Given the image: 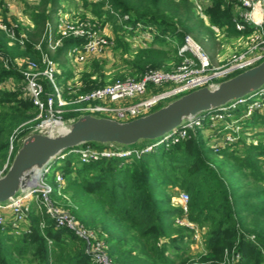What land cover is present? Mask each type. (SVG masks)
Masks as SVG:
<instances>
[{"label":"trees","instance_id":"1","mask_svg":"<svg viewBox=\"0 0 264 264\" xmlns=\"http://www.w3.org/2000/svg\"><path fill=\"white\" fill-rule=\"evenodd\" d=\"M206 1L205 13L210 25L198 15L191 0H104L101 4L85 0V6L91 7L101 19L106 16L105 21L118 23L121 19L125 35L143 30L139 25L156 33L153 44L160 49L142 48L131 63L130 77L140 80L150 70L172 72L182 63L179 55L177 65L170 66L169 53L161 49L170 46L169 43L177 44V54L186 36L192 37L204 50L214 45L216 36L212 26L233 36L253 32L250 28L245 32L236 30L238 16L233 3ZM105 3L110 6L107 11L102 8ZM60 5L61 0H41L32 9L30 15L35 27L27 32L24 50L18 45L9 46L6 34L0 33V54L10 59L22 57L40 62L36 43L44 38L43 49L47 50V23L62 13ZM53 35L57 37L55 27ZM81 43L79 39H65L54 60ZM92 67L83 74L79 81L82 87L77 93H70L66 88L63 96L68 103H74L80 94L106 85L103 75L93 80L99 71V62ZM126 77L121 75L118 79ZM56 79L66 86L72 76L59 74ZM42 83L47 93L53 91L48 80L43 79ZM25 86L17 70L0 65V152L9 150L13 137L10 165L22 145L18 142L30 136L37 123L32 120L38 111ZM62 117L71 122L80 116L67 111ZM202 136L203 130L196 129L182 143L168 149L160 146L139 158L101 159L81 164L78 154L73 152L79 148H73L63 152L64 159L56 161L63 162L61 173L65 187L57 189L69 196L65 207L105 241L112 264H176L177 261L185 264L189 260L185 247L191 244L192 234L175 224L182 210L175 207L171 192L178 190L186 191L191 197L190 220L208 229L205 262L223 263L225 251L238 245L243 264H264V143L244 144L243 148L235 145L221 151L211 147V152H206L202 148ZM85 146L101 150L106 145ZM228 165V170H224ZM159 188L166 190L161 198L156 195ZM20 231L19 235L15 234L13 218L7 216L6 223L0 226V264H95L85 241L71 231L57 229L49 216L38 214L34 207ZM250 235L255 236L256 243L248 240Z\"/></svg>","mask_w":264,"mask_h":264},{"label":"built area","instance_id":"2","mask_svg":"<svg viewBox=\"0 0 264 264\" xmlns=\"http://www.w3.org/2000/svg\"><path fill=\"white\" fill-rule=\"evenodd\" d=\"M191 1L194 3L198 15L202 19L208 20L205 13L208 2L206 0ZM228 2L235 5L238 16L235 21L236 30L245 32L250 28L253 29V32L249 35L248 43L243 52L234 55L227 64L215 67L209 54L202 46L192 37L186 36L184 44L179 49V55L183 61L172 72L150 70L140 80L132 77L116 79L103 87L80 94L74 103L85 105L83 115L127 122L149 115L158 107L164 106V103L165 105L168 104L166 102L172 99L204 87L213 88L220 83L219 80L228 79L257 66L264 61V0H228ZM66 16L59 17L53 25L47 23V50L51 51L63 47L65 39L68 38L82 40L80 45L73 47L70 51L76 64H82L89 58L95 59L104 48L112 45L106 36L97 34L94 29L95 26L89 23L70 22ZM54 27L57 31V37L53 35ZM15 28H17L15 24L8 19L7 21L0 19V31L6 34L13 33L17 41L24 44L27 36L24 34L17 36ZM139 28L142 26L139 25ZM212 30L217 34L224 32L217 26H212ZM44 41V38H41L35 46L41 54L40 62L23 58L11 60L0 54V65L6 69H15L23 76L26 92L30 95L34 105L41 111L45 106L68 104L62 98L63 86L59 85L56 79V76L59 75L57 64L43 49ZM43 79L48 80L53 86V93L47 96L46 101L42 99V94L45 91ZM69 85L70 93H77L82 87L79 81H76L73 86ZM150 86L155 90L149 89ZM137 99L138 101L134 103L130 102ZM242 108H247L244 113H240ZM254 110L264 111V87L253 97L242 98L214 112L203 113L186 119L181 128L143 149H124L117 144H108L101 150H95L91 146H82L73 152L79 155L81 164H90L101 159L131 158L133 156L139 158L142 154L151 153L160 146L168 149L182 143L189 139L190 133L196 129H202L203 135L207 130L212 133L216 132V134L211 135V137H215L211 147L216 151H221L238 142L239 132L248 131L243 127L244 120L252 119ZM58 122L63 123L62 121ZM49 131L51 132L50 129L42 125L36 128L34 133L48 134ZM224 131L230 134L225 135L224 133V138L220 140V133ZM65 156L62 155L60 159H64ZM50 171L51 167L45 168L39 173L35 186L24 189L5 203H0V226L6 223L7 216H11L15 233L19 235L21 233L20 226L27 223L32 207H34L38 214L49 216L55 222L57 229L71 231L79 239L85 241L87 252L95 264H112L107 255L108 246L105 241L99 238L95 231L81 224L68 210L60 208L53 200V188L46 182V176ZM55 179L59 190H63V174L57 173ZM190 200L189 193H179L175 205H179L182 215L176 219L175 224L191 232L193 247H199L205 255L207 253L205 243L207 229L190 220ZM44 228L45 225H42V229ZM248 240L256 243L254 235H250ZM262 251L264 254V250ZM185 264L212 263L203 260H188ZM221 264H243V257L238 245L232 250L225 251L224 261Z\"/></svg>","mask_w":264,"mask_h":264},{"label":"rangeland","instance_id":"3","mask_svg":"<svg viewBox=\"0 0 264 264\" xmlns=\"http://www.w3.org/2000/svg\"><path fill=\"white\" fill-rule=\"evenodd\" d=\"M4 5L0 6V19L3 21H7V19L15 24L17 28H15V34L17 36H21L22 34L27 36V32L31 31L34 29V23L31 20V12L32 9L39 6L41 0H3ZM89 3H95V4H101L104 2V0H87ZM208 4V3H207ZM109 5L108 3H105V5L102 7L103 10H109ZM60 8H62L63 11L62 13L59 14L58 16H55L54 19L61 17L63 15H67L66 17L70 22H76V23H89L92 26H95L94 29L96 30L97 34L106 36V38L109 39L110 42H112L111 46H108L102 50L100 55L96 57L95 59L89 58L86 62L82 64H76L73 56L68 53L64 52L63 54H60L57 60H54L56 56L60 52V48L56 50H46L50 56V58L56 62L57 64V69L59 71L60 75H70L72 76V79H69L66 83V86L62 85V98L63 101L68 102L67 99L64 98V92L66 88L69 86H73V84L76 81H80L83 74L86 72L90 71L93 67L92 65L97 61L99 62V71L96 74L95 77H93V80H98L100 78V75L104 76L105 83L108 84L110 82L115 81L118 79L121 75H126L128 77L131 76V63L135 59L136 54L142 49V48H149L153 47L156 49H160V46L153 44L155 40V34L153 31L150 30V28L145 29L141 28L143 30H140L139 32L134 31V33H127L126 35L124 32L121 30L123 26V22L118 20V23L111 22V21H105L106 16H104L102 19L97 17V15L93 12L92 8H87L85 6V0H61V5ZM113 13V12H112ZM236 13V12H235ZM61 15V16H60ZM54 19L50 21V24H54ZM57 19V20H58ZM209 19V18H208ZM207 25L209 24V20H205ZM131 31V28L128 26H125ZM214 31V30H213ZM0 33H4L0 31ZM215 36H216V41L214 45H210L204 47L205 51L209 54L210 59L212 61V64L215 67H221L225 64L228 63V61L234 56L238 55L243 50L246 48L245 46L248 43L249 35H240V36H233L229 34V32L224 31L222 33L217 34L215 31ZM13 34V33H12ZM6 34L8 40H9V46L14 47L18 45L22 50L26 48V41L24 44H20L21 42L17 41L16 37H14V34ZM170 46L166 45L164 47H161V49H165L169 55H170V66L175 67L177 65V58L179 57V51L178 55L176 54L175 48L177 46L176 43H169ZM180 49V47H179ZM178 56V57H177ZM19 57H16L15 59H18ZM22 58V57H21ZM11 59V60H15ZM23 59H28V58H23ZM136 77V76H134ZM220 82L223 80H219ZM218 81V82H219ZM60 85L62 82H58ZM17 84V83H16ZM3 87V85H2ZM149 89H154L152 86L149 87ZM26 90V89H25ZM155 90V89H154ZM53 93V91L51 92ZM50 93H47L46 90L42 94V99L46 95L48 96ZM71 97L72 94H69ZM184 96V95H182ZM180 96V97H182ZM178 97V98H180ZM47 98V97H46ZM176 98V99H178ZM176 99H172L166 103L173 102ZM138 101L133 100L130 101L131 103H134ZM74 102V101H73ZM72 104V105H71ZM69 102L67 105H59V104H54L52 107L45 106L42 111L37 108L38 114L37 116L32 120V121H37L35 126L32 128V133L34 134V131L36 128L40 126H45L46 123H49V125H52V122H58L62 124L61 130L54 128L53 132L49 131L47 135L50 134H57V133H62L67 130V127L70 125V121H66L63 119V114L67 111L69 112H75L79 116H84V109L86 108L84 104H74ZM165 105V103L163 104ZM247 108H242L241 111L242 113L245 112ZM154 111H157L156 109ZM253 119H250L252 126L249 127H244V129H247L248 131L244 130L238 133V142L236 146L238 148H243L245 145L250 146V145H258V143L263 142L264 143V132L262 131L261 133H256L252 134L254 130H264V111H259V110H254L253 111ZM42 115V117H41ZM52 119H55L57 121H53ZM51 120V121H49ZM31 121V122H32ZM45 122V123H44ZM44 123V124H43ZM230 134L228 132H221L220 133V140H222L224 137L223 135ZM249 133V135H248ZM30 134V135H31ZM216 134V132L212 133L210 131H206L205 135L202 137V148L206 152H211V146H212V140L215 139V137H211V135ZM211 137V138H210ZM259 137V138H257ZM13 137L10 138V147L9 150L6 152H0V177L4 176V172L8 170L9 165H10V157L12 155V146L11 143L13 141ZM212 139V140H211ZM23 142V140L19 141L18 144L20 145ZM155 141H149V140H143L138 142L135 145L132 146H123V148H137V149H143L146 146L154 143ZM248 142L249 145L247 144ZM245 143V145L243 144ZM253 143V144H252ZM234 146V145H233ZM94 148V147H92ZM96 150V148H94ZM79 156V155H78ZM219 160H222L221 157ZM62 166L63 162L58 161L55 162L52 167L50 173L46 176V182L52 186L53 188V194L52 198L56 202V204L64 209L68 210L69 208L65 207V200H68V195L63 193H60L58 191V185L56 184V179L55 176L57 173H60L62 171ZM228 165L227 167L224 168V170H228ZM34 176V181H37L36 178H38V175H33ZM65 187V179H64V186ZM180 192H186L183 190H178L176 192L172 191L171 193L174 195V200L173 203L175 205V202L179 196ZM166 190L163 188H159L156 191V195L161 198L165 195ZM191 198V197H190ZM70 203V202H69ZM179 205H175V207H178ZM69 211V210H68ZM70 212V211H69ZM78 221L82 222L81 219H78ZM208 232V229L206 231V234ZM16 234V233H15ZM205 234V237H206ZM17 235V234H16ZM98 235V234H97ZM193 242L189 245L186 246L185 248L188 251V254L186 255V258H189V260H203V258L207 255V253L204 255L202 251H200L199 247L197 248L196 246L193 247ZM204 261V260H203ZM176 264H180L179 261L176 262Z\"/></svg>","mask_w":264,"mask_h":264},{"label":"water","instance_id":"4","mask_svg":"<svg viewBox=\"0 0 264 264\" xmlns=\"http://www.w3.org/2000/svg\"><path fill=\"white\" fill-rule=\"evenodd\" d=\"M264 87V61L213 88L204 87L170 102L147 116L119 122L92 115L70 122L57 134L34 133L25 138L6 174L0 177V203L36 185L35 170L42 172L63 152L89 143L132 146L143 140L156 141L183 126V122L211 113L242 98L257 95ZM64 124V123H63Z\"/></svg>","mask_w":264,"mask_h":264},{"label":"bare ground","instance_id":"5","mask_svg":"<svg viewBox=\"0 0 264 264\" xmlns=\"http://www.w3.org/2000/svg\"><path fill=\"white\" fill-rule=\"evenodd\" d=\"M52 125H53V127L51 125H49V123H46L44 127L50 129L52 132H53L54 128L59 129V130H61V128H62L61 127L62 124H60L58 122H52ZM33 175L39 176L38 170H35V173ZM36 179H38V178H36ZM33 180H34V178H33Z\"/></svg>","mask_w":264,"mask_h":264},{"label":"crops","instance_id":"6","mask_svg":"<svg viewBox=\"0 0 264 264\" xmlns=\"http://www.w3.org/2000/svg\"><path fill=\"white\" fill-rule=\"evenodd\" d=\"M57 19H58V18L54 19V22H56ZM240 113H242V111H241ZM252 119H253V118H252ZM71 122H72V121H71ZM251 122H252V121H250V120H244V125H243V127H247V126L249 127V126H252ZM262 131L264 132V130H254V131L252 132V134L254 135V134L258 133V132L261 133ZM248 135H249V133H248ZM210 138H211V137H210ZM257 138H259V137H257ZM211 140H212V139H211ZM213 141H214V140H212V142H213ZM246 143H247V142H246ZM249 143H250V142H248L247 144L249 145ZM236 144H237V143H236ZM236 144H235V145H236ZM243 144H245V143H243ZM252 144H253V143H252ZM235 145H234V146H235Z\"/></svg>","mask_w":264,"mask_h":264}]
</instances>
